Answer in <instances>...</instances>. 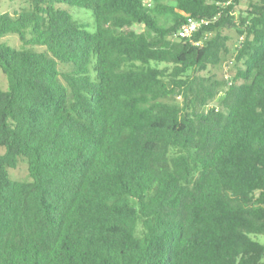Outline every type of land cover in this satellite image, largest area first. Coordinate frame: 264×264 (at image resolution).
<instances>
[{"label": "trees", "instance_id": "trees-1", "mask_svg": "<svg viewBox=\"0 0 264 264\" xmlns=\"http://www.w3.org/2000/svg\"><path fill=\"white\" fill-rule=\"evenodd\" d=\"M174 1L0 13V264H264V0Z\"/></svg>", "mask_w": 264, "mask_h": 264}, {"label": "rangeland", "instance_id": "rangeland-1", "mask_svg": "<svg viewBox=\"0 0 264 264\" xmlns=\"http://www.w3.org/2000/svg\"><path fill=\"white\" fill-rule=\"evenodd\" d=\"M171 4H175L174 0H168ZM249 0H242L241 7L245 8L248 6ZM29 6L28 0H0V13L2 12H13L21 7ZM70 11L81 21L86 23H90L89 29H94V17L92 15V11L82 7H68ZM136 29L142 30V26H135ZM227 32L234 38L230 41V47L232 49L231 54L224 60V64L221 67H211L210 71L211 74H217L219 77L223 78H232L236 73V65L235 61L233 60L235 46H236V39H237V32L234 29H228ZM5 41L14 45L16 47L21 46V41L19 37L15 34L7 35L3 38ZM8 86V81L6 75L0 69V87L6 89ZM218 100L215 101L217 103ZM11 175L17 179H27L29 178V171H28V164L23 159L20 161L18 167L11 169ZM257 239L261 242H264V236L259 235Z\"/></svg>", "mask_w": 264, "mask_h": 264}, {"label": "built area", "instance_id": "built-area-1", "mask_svg": "<svg viewBox=\"0 0 264 264\" xmlns=\"http://www.w3.org/2000/svg\"><path fill=\"white\" fill-rule=\"evenodd\" d=\"M215 18L216 17L198 19L188 14L186 21L173 33V38L192 39L196 31H198L203 25L211 23Z\"/></svg>", "mask_w": 264, "mask_h": 264}]
</instances>
